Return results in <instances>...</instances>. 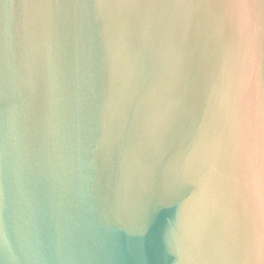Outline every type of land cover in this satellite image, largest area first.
Segmentation results:
<instances>
[{
	"label": "water",
	"instance_id": "1",
	"mask_svg": "<svg viewBox=\"0 0 264 264\" xmlns=\"http://www.w3.org/2000/svg\"><path fill=\"white\" fill-rule=\"evenodd\" d=\"M264 0H0V264H264Z\"/></svg>",
	"mask_w": 264,
	"mask_h": 264
},
{
	"label": "snow or ice",
	"instance_id": "2",
	"mask_svg": "<svg viewBox=\"0 0 264 264\" xmlns=\"http://www.w3.org/2000/svg\"><path fill=\"white\" fill-rule=\"evenodd\" d=\"M241 2H249V0H241ZM261 201L264 204V188L261 190Z\"/></svg>",
	"mask_w": 264,
	"mask_h": 264
}]
</instances>
